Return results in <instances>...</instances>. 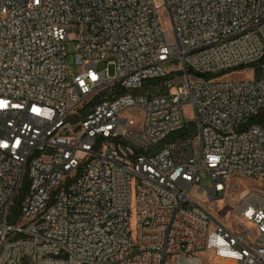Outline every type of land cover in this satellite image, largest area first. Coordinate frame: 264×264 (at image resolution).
Wrapping results in <instances>:
<instances>
[{
  "label": "built area",
  "instance_id": "obj_1",
  "mask_svg": "<svg viewBox=\"0 0 264 264\" xmlns=\"http://www.w3.org/2000/svg\"><path fill=\"white\" fill-rule=\"evenodd\" d=\"M234 177L264 181V0H0V264H264V194L207 209Z\"/></svg>",
  "mask_w": 264,
  "mask_h": 264
},
{
  "label": "rangeland",
  "instance_id": "obj_2",
  "mask_svg": "<svg viewBox=\"0 0 264 264\" xmlns=\"http://www.w3.org/2000/svg\"><path fill=\"white\" fill-rule=\"evenodd\" d=\"M164 26L168 24L164 21ZM69 41H66V71L67 74L77 73V69L74 67V47L75 42L73 30H68ZM101 68L103 66H100ZM99 67V68H100ZM260 70L258 67H248L243 72L231 75L233 79H259ZM175 77H180V74H176ZM182 112L186 122H190L193 119V112L189 105L182 107ZM208 185V178L203 177L200 186L206 188ZM252 194H264V181L257 179H250L244 177H234L229 180L224 190V195L217 201L207 203V209L215 220L232 230H239V227L234 223V214L236 206L241 198L246 199ZM204 264H210L204 262Z\"/></svg>",
  "mask_w": 264,
  "mask_h": 264
},
{
  "label": "trees",
  "instance_id": "obj_3",
  "mask_svg": "<svg viewBox=\"0 0 264 264\" xmlns=\"http://www.w3.org/2000/svg\"><path fill=\"white\" fill-rule=\"evenodd\" d=\"M21 199H22V196H20V197H18L17 198V200L15 201V203H14V206H13V211L14 210H17V208H18V206H19V204H20V202H21Z\"/></svg>",
  "mask_w": 264,
  "mask_h": 264
}]
</instances>
